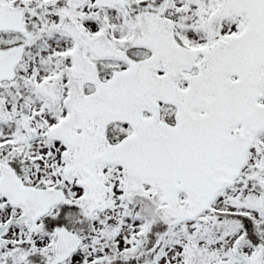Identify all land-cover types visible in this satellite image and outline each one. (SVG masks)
<instances>
[{"label": "snow or ice", "instance_id": "1", "mask_svg": "<svg viewBox=\"0 0 264 264\" xmlns=\"http://www.w3.org/2000/svg\"><path fill=\"white\" fill-rule=\"evenodd\" d=\"M0 264H264V0H0Z\"/></svg>", "mask_w": 264, "mask_h": 264}]
</instances>
